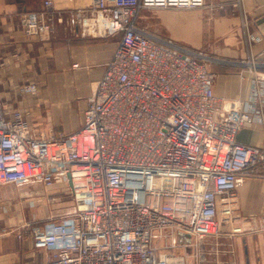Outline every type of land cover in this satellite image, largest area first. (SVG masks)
Masks as SVG:
<instances>
[{"label": "built area", "instance_id": "1", "mask_svg": "<svg viewBox=\"0 0 264 264\" xmlns=\"http://www.w3.org/2000/svg\"><path fill=\"white\" fill-rule=\"evenodd\" d=\"M205 6V0H90L87 27L117 37V45L93 83L81 125L36 131L27 112L0 106V184L57 177L74 197L71 214L31 226L35 247L51 252L45 264H182L158 241L175 245L181 233L199 246L226 226L230 234L243 230L236 191L246 175L264 173V146L242 143L237 133L263 119L264 71L257 68L263 62L250 61L249 97L218 95L210 65L223 59L139 22L144 8ZM55 13V0H44L43 8L20 13L19 23L26 35L44 38ZM263 39L249 33L250 42ZM21 91L35 95L38 87L26 82Z\"/></svg>", "mask_w": 264, "mask_h": 264}, {"label": "crops", "instance_id": "2", "mask_svg": "<svg viewBox=\"0 0 264 264\" xmlns=\"http://www.w3.org/2000/svg\"><path fill=\"white\" fill-rule=\"evenodd\" d=\"M43 1L0 0V105L9 113L27 112L36 131L70 132L81 125L87 97L102 77L117 39L96 36L87 27L93 16L87 9L90 0H55L56 13L50 18L53 31L44 38L26 35L19 15L43 8ZM205 2L202 8L176 10L182 31H195L197 37L164 36L196 49L211 48L216 53L213 56L223 59L210 65L215 92L231 99L249 97L253 90L250 61L263 62L257 68L264 71V39L249 40V33L264 37V0H242L240 5L236 0ZM76 62L78 66L73 65ZM26 82L37 83V97L23 94L21 87ZM69 86L82 90L70 95ZM260 87L264 99V81ZM75 106L78 111L73 115ZM237 140L264 146V107L263 119L244 124ZM37 186L44 188L32 181L0 184V264H45L51 256L50 250L35 247L31 233L33 224L56 214L50 205L31 208L37 205L32 199ZM236 202L242 231L230 234L226 226L222 234L205 237L199 246L194 238L180 233L175 245L169 239L159 240V250L181 257L182 264H264V173L244 177Z\"/></svg>", "mask_w": 264, "mask_h": 264}, {"label": "rangeland", "instance_id": "3", "mask_svg": "<svg viewBox=\"0 0 264 264\" xmlns=\"http://www.w3.org/2000/svg\"><path fill=\"white\" fill-rule=\"evenodd\" d=\"M76 0L68 1L74 3ZM176 10L172 8H144L142 9L139 17V22L141 25L148 27L152 31H155L161 35H184L190 34L192 37H197L195 31L185 30L182 31L180 26V21H177L176 17ZM184 32V33H182ZM117 39V37H114ZM206 42V41H205ZM200 50H203L206 54L215 55L216 53L211 50V48L207 47H197ZM37 84V83H36ZM81 86L79 88L69 86L68 94L70 95H77L81 92ZM25 94V93H23ZM38 94V93H37ZM37 94L30 95L33 97H37ZM77 103H81V100H77L76 98L73 99ZM1 106V105H0ZM78 106V105H77ZM77 106L74 107L75 114L78 111ZM40 183V185L44 188L40 189L41 187H34L32 191V199L36 200L37 205L31 207L32 209H41L44 208L46 205H50L51 210H55L56 214L52 215L51 217L45 218L44 220L55 218L60 219L66 215L71 214L75 209V201L74 197L71 192V188L68 182L64 179H60L57 177L52 178L49 181H36Z\"/></svg>", "mask_w": 264, "mask_h": 264}]
</instances>
